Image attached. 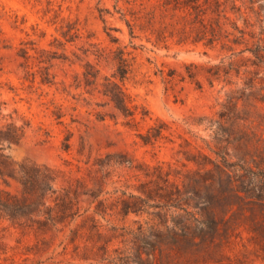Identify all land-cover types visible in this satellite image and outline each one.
<instances>
[{
	"label": "rangeland",
	"instance_id": "rangeland-1",
	"mask_svg": "<svg viewBox=\"0 0 264 264\" xmlns=\"http://www.w3.org/2000/svg\"><path fill=\"white\" fill-rule=\"evenodd\" d=\"M0 111V264H264V0H0Z\"/></svg>",
	"mask_w": 264,
	"mask_h": 264
},
{
	"label": "trees",
	"instance_id": "trees-1",
	"mask_svg": "<svg viewBox=\"0 0 264 264\" xmlns=\"http://www.w3.org/2000/svg\"><path fill=\"white\" fill-rule=\"evenodd\" d=\"M119 76L123 78L122 73ZM23 136L24 129L22 127H16L12 123H4L0 111V177L3 179L6 176L3 170L6 159L3 151L12 144H19ZM15 178L21 185V197L18 198L16 195H11L0 189V215L11 221H18L20 218L27 217L26 211L29 206H35L32 208H36V213L40 212V208H44L47 214L50 208L46 206V201L55 193L53 189L54 178L51 172L46 168H32L23 164L15 171ZM257 183L258 186L260 185V192L264 197V175L259 177ZM31 197L34 200H31ZM66 198L67 195L64 193V199ZM57 200L58 197L53 199L54 202ZM59 200L61 201V198ZM62 203L63 205L61 206L64 208L71 206L70 200L69 202L63 201ZM58 205L56 203V206ZM64 217L66 218V215Z\"/></svg>",
	"mask_w": 264,
	"mask_h": 264
}]
</instances>
